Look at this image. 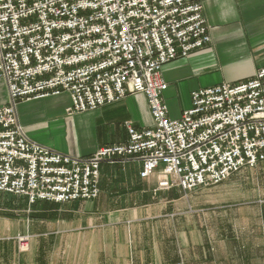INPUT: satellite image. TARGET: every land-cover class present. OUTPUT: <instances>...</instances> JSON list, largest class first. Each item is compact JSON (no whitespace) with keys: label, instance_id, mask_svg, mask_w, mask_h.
I'll use <instances>...</instances> for the list:
<instances>
[{"label":"built area","instance_id":"2783aa9c","mask_svg":"<svg viewBox=\"0 0 264 264\" xmlns=\"http://www.w3.org/2000/svg\"><path fill=\"white\" fill-rule=\"evenodd\" d=\"M203 0H0V193L36 201L92 200L99 165L135 157L140 177L159 168L157 188L218 185L264 163V66L253 77L190 93L178 119L163 101L162 67L210 42ZM70 98L67 113L94 111L129 95L145 97L151 126L118 145L73 158L29 141L15 108Z\"/></svg>","mask_w":264,"mask_h":264},{"label":"crops","instance_id":"0c3cea01","mask_svg":"<svg viewBox=\"0 0 264 264\" xmlns=\"http://www.w3.org/2000/svg\"><path fill=\"white\" fill-rule=\"evenodd\" d=\"M201 12L209 44L162 67V97L171 119L191 107L192 91L243 82L264 66V0H203ZM7 103L0 81V107ZM69 105L62 93L20 102L15 113L29 141L73 158L124 143L126 125L140 130L152 124L141 94L83 113H67ZM140 169L135 157L103 161L95 199L39 200L29 216L0 215V264H220L211 241L187 236L185 229L170 236V208L185 207L188 192L159 190V168L147 178ZM24 235L29 249L18 253L15 238Z\"/></svg>","mask_w":264,"mask_h":264},{"label":"rangeland","instance_id":"374dc122","mask_svg":"<svg viewBox=\"0 0 264 264\" xmlns=\"http://www.w3.org/2000/svg\"><path fill=\"white\" fill-rule=\"evenodd\" d=\"M186 192L185 207L170 208L173 215L168 218L174 221L171 237L185 229L187 236L195 234L203 242L211 241L220 264H264L260 255L261 244L264 246V163L243 168L218 185ZM30 214L27 201L0 193V215ZM28 239L25 235L15 238L18 253L28 251Z\"/></svg>","mask_w":264,"mask_h":264}]
</instances>
